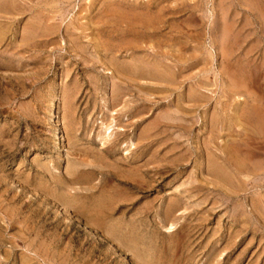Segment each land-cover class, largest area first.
Wrapping results in <instances>:
<instances>
[{"label":"rangeland","instance_id":"374dc122","mask_svg":"<svg viewBox=\"0 0 264 264\" xmlns=\"http://www.w3.org/2000/svg\"><path fill=\"white\" fill-rule=\"evenodd\" d=\"M0 264H264V0H0Z\"/></svg>","mask_w":264,"mask_h":264},{"label":"bare ground","instance_id":"6f19581e","mask_svg":"<svg viewBox=\"0 0 264 264\" xmlns=\"http://www.w3.org/2000/svg\"><path fill=\"white\" fill-rule=\"evenodd\" d=\"M112 35V34H111ZM96 47V46H95ZM255 53V52H254ZM134 54V53H133ZM156 55V54H155ZM154 57V56H153ZM142 61V60H141ZM156 65V64H155ZM263 68V67H262ZM133 69V68H132ZM161 70V69H160ZM165 70V69H164ZM262 71V70H261ZM150 72V71H149ZM167 74V73H166ZM150 75V74H149ZM130 76V75H129ZM148 76V75H147ZM150 78V77H149ZM261 78V77H260ZM138 79V78H137ZM149 80V79H148ZM236 82V81H235ZM253 84V83H252ZM251 84V85H252ZM252 118V117H251ZM253 119V118H252ZM255 121V120H254ZM217 161V160H216ZM223 163V162H222ZM220 166V165H219ZM92 168V167H91ZM225 168V167H224ZM161 175V174H160ZM108 178V177H107ZM81 180V179H80ZM112 180V179H111ZM79 181V180H78ZM89 196V195H88ZM78 205V204H77ZM99 219V218H98ZM173 226V225H172ZM173 228V227H172ZM171 228V229H172Z\"/></svg>","mask_w":264,"mask_h":264}]
</instances>
